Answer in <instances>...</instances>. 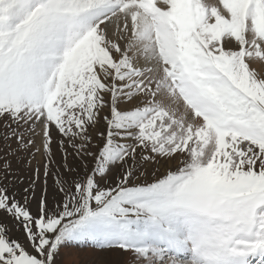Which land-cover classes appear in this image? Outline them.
Segmentation results:
<instances>
[{
    "label": "snow or ice",
    "instance_id": "snow-or-ice-1",
    "mask_svg": "<svg viewBox=\"0 0 264 264\" xmlns=\"http://www.w3.org/2000/svg\"><path fill=\"white\" fill-rule=\"evenodd\" d=\"M264 264V0H0V264Z\"/></svg>",
    "mask_w": 264,
    "mask_h": 264
},
{
    "label": "rangeland",
    "instance_id": "rangeland-1",
    "mask_svg": "<svg viewBox=\"0 0 264 264\" xmlns=\"http://www.w3.org/2000/svg\"><path fill=\"white\" fill-rule=\"evenodd\" d=\"M88 252L89 250L85 249L79 253L80 264H93V261L97 258V255L91 251L89 253Z\"/></svg>",
    "mask_w": 264,
    "mask_h": 264
},
{
    "label": "bare ground",
    "instance_id": "bare-ground-1",
    "mask_svg": "<svg viewBox=\"0 0 264 264\" xmlns=\"http://www.w3.org/2000/svg\"><path fill=\"white\" fill-rule=\"evenodd\" d=\"M89 252H90V251H89ZM89 252H88V253H89ZM81 256H82V255H81ZM81 260H82V259H81ZM70 264H71V261H70ZM79 264H80V263H79Z\"/></svg>",
    "mask_w": 264,
    "mask_h": 264
}]
</instances>
